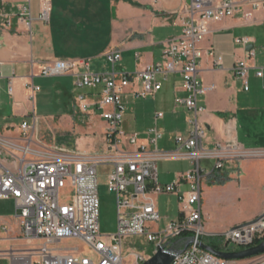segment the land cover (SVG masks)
<instances>
[{"label":"crops","instance_id":"obj_1","mask_svg":"<svg viewBox=\"0 0 264 264\" xmlns=\"http://www.w3.org/2000/svg\"><path fill=\"white\" fill-rule=\"evenodd\" d=\"M50 1V19L43 22L40 19L41 0H0V137L18 146H25L29 140L35 150L58 148L106 156L108 122L95 109L84 113L78 102L81 95L93 99L96 91L80 88L77 78L72 75L42 77L43 66L62 60L88 59L93 73L110 74L113 69L106 61V54H121L115 72L133 77L134 85L122 100L125 112L137 121L138 112L144 106L139 103L140 99L131 95L133 90L142 88L137 74L162 62V44L182 35L184 24L189 20L186 10L191 0ZM27 6L31 11L29 26L19 19L21 9ZM208 29V35L201 43L204 54L199 69L201 83L208 90L198 99L199 107L203 108L198 120L206 129L205 146L212 148L218 143H237L245 150L264 152V77L257 76L258 71L264 72V11H254L244 3L242 14L212 20ZM243 38L250 39V45H254V59H249V45L244 47L238 43ZM243 59H247L250 66L249 91H245L234 69L237 61ZM219 60L221 65H217ZM159 80L163 87L155 96L161 95L156 114L162 112L164 118L158 122L162 123L160 128L156 124L162 134L158 149L175 152L178 149L176 136L188 134V121L193 114L177 105L178 99L187 97L181 76L172 74L166 79L159 77ZM11 81L15 88L13 96L7 91ZM32 86L40 90L33 91ZM39 93L44 107L52 106L58 113L56 116L45 115L47 110L43 109L44 115L36 114ZM25 122L30 126L27 131L22 130ZM136 134L142 138V144H148V133L146 136L140 132ZM0 161L15 173L22 166L21 161L10 157L1 145ZM226 170L231 181L224 186H211L209 181L207 196L213 190L235 186L237 196L246 190L255 191L264 203L263 158L232 162ZM177 176L161 185L174 183ZM244 180H248L249 186H245ZM207 207L204 208L202 203L206 224L211 217ZM19 214L14 199L0 200V259L11 264L15 263L8 254L23 253L29 248L21 236ZM258 216L261 212L249 222ZM245 223L248 222L233 227ZM205 230L210 236L223 235L229 229L220 232L209 224Z\"/></svg>","mask_w":264,"mask_h":264},{"label":"built area","instance_id":"obj_2","mask_svg":"<svg viewBox=\"0 0 264 264\" xmlns=\"http://www.w3.org/2000/svg\"><path fill=\"white\" fill-rule=\"evenodd\" d=\"M244 3L254 11H264V0H191L186 10L189 20L184 24L182 35L162 44V62L137 74L142 81V88L132 91L134 99L155 98L163 87L159 77L166 79L169 75L179 74L183 80L187 97L178 99L177 105L187 108L193 117L188 121V134L176 136L178 149L175 152H161L158 149L162 134L156 124L164 118L162 112L156 114V127L147 134L148 144H142L139 135H127L121 128L125 114L122 99L134 85L132 76L115 72V65L122 59L121 54H106V61L113 69L110 74L93 73L88 59L62 60L43 66L42 77L72 75L77 78L80 88L96 91L93 99L89 95H81L78 102L84 113L95 109L108 122V153L106 156H97L58 148L42 147L35 150L29 140L25 146H18L0 137L2 149L22 163L15 173L0 161V200H15L20 210L18 219L22 228L21 236L29 247L23 253L8 254L13 263L125 264L124 239L144 236L156 246L148 257L133 253L135 264L150 260L159 247L164 250H183L174 256L171 264H240L239 261L220 258L204 248L207 245L203 238L207 233L202 216V185L210 181L214 171L225 170L229 163L264 159V152L248 151L237 143H218L207 148L206 129L198 120L199 113L203 111L198 99L208 90L201 83L199 69L204 54L201 43L209 33V22L242 14ZM40 11V19L49 22L51 1L41 0ZM19 19L25 25H30L29 6L21 9ZM238 43L247 47L251 40L243 38ZM248 56L249 59L256 57L254 51L248 52ZM217 65H221V60ZM234 69L245 91H249V61H237ZM257 76L263 78L264 72L258 71ZM31 90L40 89L32 86ZM7 91L13 96L15 88L12 81ZM28 129L29 124L23 123L22 130ZM184 150L187 153H183ZM170 159L188 160L192 168L177 176L174 183L163 186L157 178L156 164ZM103 164L113 168L108 187L116 198L118 228L112 235L100 233L97 166ZM185 185L189 186V190L182 192ZM163 194L178 196L180 216L161 229L158 225L164 218H161L156 197ZM260 239H264L262 215L247 224L227 230L222 235V246L226 251L209 247L222 253H237L239 251L231 249L247 250L255 247L254 243ZM67 241L80 242L84 250L78 246L63 247ZM244 261L245 264H264V254Z\"/></svg>","mask_w":264,"mask_h":264},{"label":"rangeland","instance_id":"obj_3","mask_svg":"<svg viewBox=\"0 0 264 264\" xmlns=\"http://www.w3.org/2000/svg\"><path fill=\"white\" fill-rule=\"evenodd\" d=\"M55 79V78H51ZM86 91V90H85ZM91 91V90H90ZM42 94L37 95L36 101V114L44 115L41 110H47L46 114H58L55 112V109L52 106L44 107L42 103ZM161 95L159 94L154 100L152 98L140 99L139 103H143L144 105L139 110L138 120L135 121L134 118L128 113L124 115L122 127L127 135H134L137 132H140L145 135L151 130L150 128L155 127L154 116L157 111L158 104L160 103ZM39 108V109H38ZM160 122L158 128H160ZM146 136V135H145ZM145 138V137H143ZM142 139V138H141ZM173 151V150H172ZM252 160V159H251ZM212 162V161H211ZM158 178L160 184H168L173 178L177 176L179 173H185L189 169H191V165L187 160H161L158 162ZM98 169V196L100 201V233L103 235H112L117 231L118 228V217H117V207L115 196L109 191L108 187V179L111 174L113 168L110 165H99ZM245 186H249L248 180H244ZM235 186H229L226 189H218L213 190L211 193H208L209 184L208 182H204L202 185L203 190V206L204 208L209 209L210 219L207 221V224L204 223V227L206 229V225H211L215 227L218 231L222 232L227 229L233 228L235 224L244 223L251 220L253 216H256L258 212H261V215L264 214V203L260 200V196L255 194V191L252 192L250 190H246L241 192L239 196H237ZM184 191L189 190V186L185 185L182 189ZM158 209L161 215V218L164 220L161 222L158 227L163 229L164 225H166L170 221H174L179 217L180 206L178 204V199L175 194H163L156 197ZM178 216V217H177ZM247 224V223H245ZM204 243L207 246H214L217 248H222L221 250L224 252L227 249L224 248L222 234L220 236H205L203 238ZM40 243H36L39 245ZM81 247L84 250L83 245L80 242L76 241H67L63 243V247ZM123 259L125 264H135V259L133 258V253H140L145 256H151L155 249V244L149 243L146 237L144 236H133L127 237L123 241ZM245 248H232V251L241 252ZM246 250V249H245ZM10 261H4L0 259V264H11ZM240 264H245V261H239Z\"/></svg>","mask_w":264,"mask_h":264},{"label":"water","instance_id":"obj_4","mask_svg":"<svg viewBox=\"0 0 264 264\" xmlns=\"http://www.w3.org/2000/svg\"><path fill=\"white\" fill-rule=\"evenodd\" d=\"M253 49H254V45L252 44L247 47V51L252 52ZM262 216H264V214ZM259 219L257 220L259 221ZM210 236H220V235H210ZM204 248L220 258L226 260H232V261L250 260L264 254V242L259 244L258 246L237 253H222L214 250L209 246H204ZM182 251L183 250H164L163 248L159 247L158 252L153 257H151L150 260L146 261L144 264H171L175 259L174 256L176 254L181 253Z\"/></svg>","mask_w":264,"mask_h":264},{"label":"trees","instance_id":"obj_5","mask_svg":"<svg viewBox=\"0 0 264 264\" xmlns=\"http://www.w3.org/2000/svg\"><path fill=\"white\" fill-rule=\"evenodd\" d=\"M210 176L211 177H210L209 184L211 186H224L231 181V179L228 177V171L226 169L222 171H214ZM184 236H187V235H184ZM263 242H264V239H260V240H257L254 243V245L258 246L259 244ZM212 247L215 248L214 246Z\"/></svg>","mask_w":264,"mask_h":264}]
</instances>
